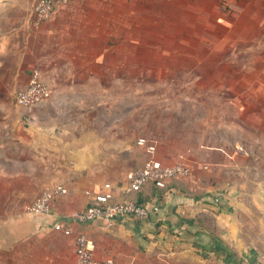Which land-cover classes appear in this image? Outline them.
<instances>
[{
	"label": "rangeland",
	"instance_id": "rangeland-1",
	"mask_svg": "<svg viewBox=\"0 0 264 264\" xmlns=\"http://www.w3.org/2000/svg\"><path fill=\"white\" fill-rule=\"evenodd\" d=\"M129 1L123 7H92L102 18L101 34L107 39L105 52L112 67L104 78L111 84L106 102L101 96L99 107L100 92H91L90 106L66 113V129L53 130L79 136V149L88 132L107 136L92 151L95 163L92 157L87 159L93 169L83 164L81 151H63L64 144L73 142L59 140L58 155L51 157L54 153L45 148L50 141L38 136L44 123H37L50 114L48 106L29 111L14 106L22 86L20 75L2 86L0 119L18 117L11 129L21 134L17 150L23 156L26 152L33 167L29 173L44 180L43 184L52 178L59 184L88 188L97 178L121 175L112 170L119 162L125 175L145 158L137 147L140 137L157 140L164 156L194 150L192 157L201 163V183L214 197L204 201L205 210L195 218L214 239V247H200L188 241L186 234L175 233L172 239L162 235L156 250L165 248V253L154 252L140 262L264 264V28L259 25L260 15H250L249 7H230L226 0L222 4L218 0L219 7L195 0ZM93 30L96 37L98 29ZM121 52L138 58L132 60L137 70L127 68L117 73L118 78L115 55ZM128 66L124 60V67ZM89 101L90 97L86 105ZM10 127L2 123L0 131ZM18 141L10 143L14 147ZM34 142L44 148L39 158L42 171H35L36 157L30 155ZM46 165L53 171H46ZM42 187L35 189L40 192L52 185ZM30 190L28 194L36 196Z\"/></svg>",
	"mask_w": 264,
	"mask_h": 264
},
{
	"label": "crops",
	"instance_id": "crops-1",
	"mask_svg": "<svg viewBox=\"0 0 264 264\" xmlns=\"http://www.w3.org/2000/svg\"><path fill=\"white\" fill-rule=\"evenodd\" d=\"M110 2L114 3L110 5ZM129 2L131 1L72 0L68 5L56 7L50 20L36 26L31 20L35 0H0V98L3 84L12 82L16 75H20L22 80L20 88H22L29 81L31 69L37 67L41 70L44 80L52 89V94L49 99L30 108L33 109L39 105L48 106L50 114L38 119L37 123L40 126L44 123L42 125L45 126L44 130L39 132L38 136L41 135L40 138L44 141H50L45 148L50 149V155L54 153L51 157L58 155L59 140L73 142L70 145L64 144L63 151L70 153L75 151V154L81 151L79 155L84 158L83 164L93 169V164H90L87 159L92 157V162L96 159L92 151L96 149L97 144L100 147L101 144L98 142L106 139L107 136L101 137L100 134L96 136L88 132L82 138L86 140V143L79 149L78 141L81 139L79 136L57 134L53 130L55 127L66 129V113L74 112L75 114V108L90 106L91 92H100L97 103L99 107L101 96L104 99L107 92H110L111 84L108 85L107 80L104 79L108 69L112 72L108 62V52H105L107 39L104 34H101L104 24L92 7H123L130 4ZM195 2L211 7L220 5L218 0H212L211 3L208 0H195ZM219 2L221 3L222 0ZM226 2L230 7H249L250 15H260L259 25L264 28V20H262L264 0H226ZM179 4L182 5L181 2ZM95 28L98 29L96 37L92 34L95 32L92 29ZM93 41L97 43L94 45ZM91 44L98 47H90ZM116 58L118 61L114 65L115 70L119 69L115 72L116 75L117 73L121 75V71L124 73L127 68L137 70V64L132 63V60L138 59L137 57L121 52L115 55ZM109 59L111 60V57ZM124 60L128 63V67H124ZM117 77L119 78L118 75ZM89 97V105H86ZM15 104L14 106L19 107L16 102ZM19 108L29 111L26 107ZM17 119L18 117L11 116L5 121L0 119V124L6 123L11 126L9 131L3 128L4 132L0 131V140H3L0 145V264H76L74 236H66L55 231L54 224L59 220L71 222L75 233L86 232L95 243L97 257H112L121 263L142 264L140 261L146 255L154 254V252L158 255L165 253V248L156 250V243L162 245V235L172 239L171 236L175 233L182 236L186 234L188 241L197 243L200 247L208 246L210 249L214 247V239L195 218L200 216L199 213L202 210H205L204 201H214V197L206 193L207 188L204 183H201V163L198 164L192 157L195 156L194 150L187 148L170 157L164 156L158 148V141L148 138L157 145L155 158L158 162L171 164L181 157L179 155H183L181 158L193 168L192 175L189 178L177 180L176 184L164 189L163 194L157 193L152 197L148 204L157 205L159 209L148 219L118 218L112 227H108L106 221L102 219L77 223L70 219V214L73 211L82 210L91 201L84 191L86 188L84 186L69 185V187L61 184L67 187L69 192L55 200L49 214L30 210V206L47 189L37 192L35 187L43 188V185L44 188L49 185L54 187L59 185L57 183L59 180L54 181L51 178L45 180L43 184L44 180H38L35 175L32 176L29 173L33 167H30L28 163L26 152L23 156L17 150V147L21 145V134L11 132L13 125L17 124ZM12 139L19 140L14 144L16 148L10 143ZM30 149V155L36 157L33 159L35 171H42L39 158L43 156L44 148L34 142L31 143ZM117 152L121 158L119 149ZM204 153L211 152L205 150ZM113 155L116 158V154ZM131 161L129 162L133 165L134 162ZM120 164L119 162L118 167L112 170L121 172V175L115 178L108 175L109 178L104 177L105 180L97 178L88 185L86 190H103L106 182L112 183L118 189L124 186L127 172L137 165L134 164L124 175V168ZM52 169L53 167L49 168L46 165V171H53ZM30 189L37 192L36 196L28 194L33 192Z\"/></svg>",
	"mask_w": 264,
	"mask_h": 264
},
{
	"label": "built area",
	"instance_id": "built-area-1",
	"mask_svg": "<svg viewBox=\"0 0 264 264\" xmlns=\"http://www.w3.org/2000/svg\"><path fill=\"white\" fill-rule=\"evenodd\" d=\"M72 0H35L31 20L36 26L41 25L53 17L55 8L67 5ZM51 87L46 83L39 68L31 70L27 84L18 89L15 101L21 107L30 108L50 98ZM137 144L145 153L143 165L130 169L126 174V183L122 187H115L106 182L103 190H86V195L91 200L82 210L73 211L70 219L77 223H88L92 220L102 219L108 227H112L118 218L139 217L148 219L158 211L157 205H139L129 195L139 191L151 182L157 183L161 188L166 187L173 180L189 178L193 173L191 165L181 157L171 164H163L156 160L157 145L146 137H140ZM68 188L64 185H56L46 189L30 206V210L36 213L49 214L55 200L68 194ZM113 199H118L113 201ZM55 231L66 236H74L76 264H135L134 262L121 263L112 257L99 258L95 253L93 239L83 231L75 233L71 222L59 220L54 224Z\"/></svg>",
	"mask_w": 264,
	"mask_h": 264
},
{
	"label": "trees",
	"instance_id": "trees-1",
	"mask_svg": "<svg viewBox=\"0 0 264 264\" xmlns=\"http://www.w3.org/2000/svg\"><path fill=\"white\" fill-rule=\"evenodd\" d=\"M137 147H140L137 144ZM145 161V160H144ZM143 161V163H144ZM142 164H138V166L143 165ZM177 180H173L171 183H169L166 187L161 188L157 185V183L155 182H151L148 185H145L144 187H142V189H140L139 191H135L132 192L129 197L133 200L136 201V203H138L139 205H143L146 206L150 200L152 199V197H154L157 193L159 194H163L162 191H164V189L168 188L171 185L176 184ZM118 199H113V201H117Z\"/></svg>",
	"mask_w": 264,
	"mask_h": 264
}]
</instances>
